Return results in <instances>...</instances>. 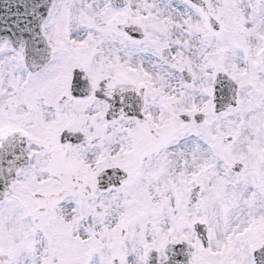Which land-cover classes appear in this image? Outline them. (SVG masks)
<instances>
[{"label":"snow or ice","instance_id":"1","mask_svg":"<svg viewBox=\"0 0 264 264\" xmlns=\"http://www.w3.org/2000/svg\"><path fill=\"white\" fill-rule=\"evenodd\" d=\"M0 264H264V0H0Z\"/></svg>","mask_w":264,"mask_h":264}]
</instances>
